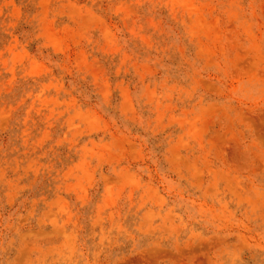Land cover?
<instances>
[{"label":"rangeland","instance_id":"obj_1","mask_svg":"<svg viewBox=\"0 0 264 264\" xmlns=\"http://www.w3.org/2000/svg\"><path fill=\"white\" fill-rule=\"evenodd\" d=\"M0 264H264V0H0Z\"/></svg>","mask_w":264,"mask_h":264}]
</instances>
